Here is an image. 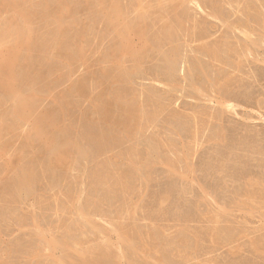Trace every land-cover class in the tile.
<instances>
[{"label": "rangeland", "instance_id": "rangeland-1", "mask_svg": "<svg viewBox=\"0 0 264 264\" xmlns=\"http://www.w3.org/2000/svg\"><path fill=\"white\" fill-rule=\"evenodd\" d=\"M19 1L0 264H264V0Z\"/></svg>", "mask_w": 264, "mask_h": 264}, {"label": "bare ground", "instance_id": "bare-ground-1", "mask_svg": "<svg viewBox=\"0 0 264 264\" xmlns=\"http://www.w3.org/2000/svg\"><path fill=\"white\" fill-rule=\"evenodd\" d=\"M17 1V0H16ZM21 1V0H20ZM19 1V2H20ZM24 1H26V0H24ZM28 1V0H27ZM141 1V0H140ZM171 1H173V0H171ZM4 2V4H5V1H3ZM18 2V3H19ZM9 3V2H8ZM29 3V2H28ZM61 3V4H60ZM7 4V3H6ZM5 4V5H6ZM10 4V3H9ZM41 4V3H40ZM50 4V3H49ZM11 5V4H10ZM26 5L27 4H25V7H26ZM29 5V4H28ZM43 5V4H42ZM56 5H58V3L56 4ZM59 5H60V7H59V12H58V16H59V18H60V16H62L63 14H65L66 12H67V10H68V6H67V4L64 2V1H60L59 2ZM106 5V4H105ZM7 6H8V4H7ZM6 6V7H7ZM14 7V9H16V6L15 5H13ZM38 6V5H37ZM109 6V5H108ZM111 7L110 8H112L111 9V12L108 14V16L110 17H108L107 19H110L111 20V25H113V28L114 27H116V28H124L125 29V31L127 30L128 32H130L128 29L129 28H127V26L129 27V25H127L126 24V22H124V23H122V21L120 22L119 20H121V19H119L121 16V9H120V6L118 5V3L116 2V0H114L113 1V3H112V5H110ZM198 7V6H197ZM17 8H19L18 6H17ZM23 8H24V6H23ZM27 8V7H26ZM26 8H25V10H26ZM29 8H31V7H29ZM53 8V7H52ZM21 9V8H20ZM51 9V8H50ZM107 9V8H106ZM201 9V8H200ZM23 10V9H22ZM31 10H32V8H31ZM58 10V9H57ZM201 10H203V9H201ZM21 11V10H20ZM29 12V11H28ZM31 14H32V12H30ZM57 13V12H56ZM125 13V12H124ZM27 14V13H26ZM48 14H49V11H48ZM50 14H51V12H50ZM55 16V15H54ZM57 16V17H58ZM23 17V16H22ZM28 17V16H27ZM43 17V16H42ZM64 17V16H63ZM31 19V18H30ZM61 19V18H60ZM212 19H214V18H212ZM27 20V19H26ZM57 20H59V19H57ZM142 20V19H141ZM62 21H63V19H62ZM136 21V20H135ZM60 22H61V20H60ZM137 22V21H136ZM142 22V21H141ZM115 25V26H114ZM19 26V25H18ZM56 26V25H55ZM17 27V26H16ZM20 27V26H19ZM112 27V26H111ZM135 27H137V26H135ZM9 29V28H8ZM7 29V30H8ZM22 29V28H21ZM120 29V30H121ZM124 29H123V31H122V33H119L118 31L119 30H116L117 31V33H115L116 34V37H118V41H120V44L122 45V47H123V51L122 52H127V51H129V49H130V47H129V38L130 37H127V35L124 33ZM131 29V28H130ZM133 29V28H132ZM5 30H6V28H5ZM12 31V30H11ZM115 31V32H116ZM32 32V31H31ZM55 32V31H54ZM131 32H133V31H131ZM130 32V33H131ZM9 33V32H8ZM11 33V32H10ZM9 33V34H10ZM22 33H23V31H22ZM34 33V32H33ZM141 33V32H140ZM187 33V32H186ZM4 34H6V33H3V35ZM19 34H21V32L19 33ZM53 34V33H52ZM132 34V33H131ZM23 35H25L24 33H23ZM54 35V34H53ZM167 35V34H166ZM6 36V35H5ZM7 36H9L8 34H7ZM6 36V37H7ZM26 36V35H25ZM29 36V35H28ZM43 36V35H42ZM81 36V35H80ZM1 37V36H0ZM6 37H4V38H6ZM10 37H12V35L10 36ZM17 37H20V36H17ZM24 37V36H23ZM22 37V39L21 38H18L17 40H15L17 43H16V45H12V47L10 48V53H9V56L7 57V58H2L1 60H0V88L1 89H3V90H5V92L6 91H11L12 89H13V87L16 85V82H18V81H16L15 82V80H16V77L14 76V74H13V68H14V66L17 64H15V61H16V52L19 50V49H21L22 48V50H23V48L24 49H28V48H30V44H31V41H30V43H29V40H28V38H26V37H24L23 38ZM34 37V36H33ZM46 38V37H45ZM54 38V37H53ZM76 38V37H75ZM78 38H80L79 36H78ZM161 38V37H160ZM11 39V38H10ZM14 39H15V37H14ZM19 39H20V41H19ZM117 39V38H116ZM1 40H3V37H2V39ZM5 40H8V39H5ZM55 40V39H54ZM57 40V39H56ZM59 40V39H58ZM76 40V39H75ZM4 41V40H3ZM11 41V40H10ZM12 41H13V38H12ZM78 41V40H77ZM8 42V41H7ZM3 44H4V42H2ZM64 43H66V41L64 42ZM42 44V43H41ZM55 43H53V45H54ZM58 44V43H57ZM63 44V43H62ZM64 45V44H63ZM66 45V44H65ZM1 46V45H0ZM8 46V45H7ZM46 46V45H45ZM48 46V45H47ZM67 46H70V45H67ZM2 47V46H1ZM1 47H0V50H1ZM5 47V46H4ZM121 47V48H122ZM37 48V47H36ZM41 48V47H40ZM43 48V47H42ZM41 48V49H42ZM120 48V47H119ZM52 49V48H51ZM9 49H7V51H8ZM30 50H31V48H30ZM48 50V49H47ZM75 50V49H74ZM74 50H73V53H74ZM124 50H126V51H124ZM21 51V50H20ZM19 51V52H20ZM40 51H42V50H40ZM39 51V52H40ZM22 52V51H21ZM78 52V51H77ZM134 53H136V52H134ZM218 53V52H217ZM1 54V53H0ZM22 54V53H21ZM38 54V53H37ZM48 54V53H47ZM174 54V53H173ZM172 54V55H173ZM19 55H20V53H19ZM19 55H18V57H19ZM68 54H66V56H67ZM74 55V54H73ZM72 55V56H73ZM135 56L136 55H139V54H134ZM1 56V55H0ZM5 56V55H4ZM76 56H77V54H76ZM126 56V55H125ZM26 58V57H25ZM73 58V57H72ZM77 58V57H76ZM82 58V57H81ZM218 58V57H217ZM66 59V58H65ZM64 59V60H65ZM17 60H18V58H17ZM28 60V59H27ZM75 60V59H74ZM30 61V60H29ZM70 61V60H69ZM137 61H138V59H137ZM31 62V61H30ZM37 62V61H36ZM22 63V62H21ZM20 63V64H21ZM28 64V63H27ZM70 64H72V63H70ZM74 64V63H73ZM26 65V64H25ZM16 66H19V63L16 65ZM15 66V67H16ZM18 68V67H17ZM26 69V68H25ZM24 71V70H23ZM20 73V72H19ZM26 73V72H25ZM23 74V73H22ZM18 75V74H17ZM29 75V74H28ZM27 75V76H28ZM34 75V74H33ZM35 76V75H34ZM36 78V77H35ZM38 78V77H37ZM26 79V78H25ZM30 79V78H29ZM49 79H51V78H49ZM39 80V79H38ZM34 81V80H33ZM22 82V81H21ZM39 82H41V80L39 81ZM27 83V82H26ZM35 83V82H34ZM28 84V83H27ZM19 85V84H18ZM30 85V84H29ZM33 85V84H32ZM40 85V84H39ZM38 86V85H37ZM36 86V87H37ZM32 87V86H31ZM38 87H40V86H38ZM21 88V87H20ZM30 88V87H29ZM39 89V88H38ZM15 90V89H14ZM31 90H33L32 88H31ZM43 90V89H42ZM8 93V92H7ZM66 94H68V93H66ZM65 94V95H66ZM74 95V94H73ZM8 96V95H7ZM67 97V96H66ZM17 98H18V96H17ZM59 98V97H58ZM12 99V98H11ZM14 99H16V98H14ZM63 99V98H62ZM61 99V100H62ZM70 99V98H69ZM57 100V99H56ZM63 101V100H62ZM69 102H70V100H69ZM62 103H64V102H62ZM106 103V102H105ZM30 104V103H29ZM28 104V105H29ZM31 105V104H30ZM29 105V106H30ZM101 106V105H100ZM102 107V106H101ZM18 108V107H17ZM27 108V105H25V106H21V109L19 110V108H18V110L20 111V113L22 112L23 114L26 112V110L28 111V109H26ZM131 108V107H130ZM103 109V108H102ZM126 109V108H125ZM133 109V108H132ZM123 111V110H122ZM18 112V111H17ZM132 112V111H131ZM34 113V112H33ZM31 114V113H30ZM36 114V113H35ZM125 114V113H124ZM29 115V114H28ZM33 115V114H32ZM130 115V114H129ZM26 116V115H25ZM110 117H111V115H109ZM109 116H106V117H109ZM128 116V115H127ZM40 117V116H39ZM130 118V117H129ZM123 119V118H122ZM19 120H20V118H19ZM25 120V119H24ZM124 120V119H123ZM129 120V119H128ZM34 121V120H33ZM37 121V120H36ZM38 121H40V120H38ZM50 122V121H49ZM123 123V122H122ZM37 124V123H36ZM128 124V123H127ZM40 126V125H39ZM129 126V125H128ZM41 127V126H40ZM45 128V127H44ZM33 133H35V132H33ZM53 133V132H52ZM40 134V133H39ZM50 134V133H49ZM56 134V133H55ZM57 138V137H56ZM35 139L37 140V138L35 137ZM101 145V144H100ZM69 146V145H68ZM70 148H72V147H70ZM100 148V147H99ZM51 149V148H50ZM69 149V148H68ZM71 154V153H70ZM54 155V154H53ZM67 158V157H66ZM53 159V158H52ZM56 160V159H55ZM54 160V161H55ZM63 162V161H62ZM61 161H60V163H62ZM57 165V164H56ZM29 174V173H28ZM27 175V174H26ZM29 178V177H28ZM19 182V181H18ZM27 182V181H26ZM24 184V183H23Z\"/></svg>", "mask_w": 264, "mask_h": 264}]
</instances>
